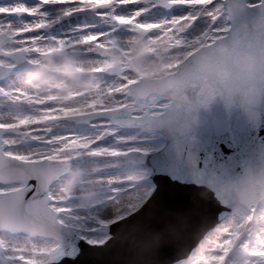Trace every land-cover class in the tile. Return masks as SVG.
Masks as SVG:
<instances>
[{
  "label": "snow or ice",
  "instance_id": "obj_1",
  "mask_svg": "<svg viewBox=\"0 0 264 264\" xmlns=\"http://www.w3.org/2000/svg\"><path fill=\"white\" fill-rule=\"evenodd\" d=\"M9 3L16 6L15 10L4 7ZM160 6L186 8V15L145 18L146 12ZM0 14V30L18 25L21 30L16 35L24 45L19 62L0 63V122L7 125L0 127V264H56L62 253L67 254L65 237L69 233L93 246H106L113 238L112 226L119 221L127 223V217L139 213L147 203L143 193L137 198L113 200L122 203L108 216L97 211L99 205L82 207L76 193L62 195L56 171L42 160L49 150L67 146L66 151L76 153L73 159L90 157L102 161L99 170L109 166L112 158L121 161L134 153L146 155V150L131 144L129 138L117 136V123L134 121L168 129L178 144L185 143L190 128L186 113L217 96L233 99L235 85L220 83L212 64L205 63V53L228 40L238 47L264 50V0H36L32 6L22 0H0ZM74 16L84 19L74 20L75 27L60 23ZM122 26L131 32L146 30L151 37L179 41L181 49L188 53L181 62L168 65L163 77L159 73L165 66L142 70L149 80L117 94L132 99L139 90H153L149 95L155 97V107L145 105L128 120L107 123L102 118L112 113H92L89 116L100 118V123H90L80 131L73 130L70 124L90 120L89 116L65 113L52 120L35 118L55 126L39 129L47 132L46 137L30 131L33 125L28 119H6L7 106L28 95L15 83L14 73L21 64H30L44 54L45 45H54L61 51L79 48L82 56H100L99 49L93 51L94 45L116 36ZM97 33L104 35L85 43L86 38ZM222 61L223 57H215L213 63ZM189 92L194 95L190 97ZM96 129L105 131L89 135ZM69 141L75 143L68 146ZM25 146H30L28 151ZM213 183L226 202L239 200L250 212L228 236L213 238L191 256L189 264H227L237 246L248 253L243 264H264V173L248 175L234 185L218 183L216 178Z\"/></svg>",
  "mask_w": 264,
  "mask_h": 264
},
{
  "label": "water",
  "instance_id": "obj_2",
  "mask_svg": "<svg viewBox=\"0 0 264 264\" xmlns=\"http://www.w3.org/2000/svg\"><path fill=\"white\" fill-rule=\"evenodd\" d=\"M28 67L29 64H21L15 72L26 71ZM149 79L141 77L137 81ZM150 91L153 90H139L136 98L142 108L154 103ZM193 95L189 92L190 97ZM121 109L124 111L119 112ZM94 112L112 113L102 119L124 121L136 109L105 106L81 110L83 116ZM185 115L190 123L189 134L187 141L180 144L168 129L140 121L117 123L161 133L164 148L129 156L137 166L153 168L156 188L139 213L127 217V223L119 221L112 226L113 238L106 246H93L74 233L66 235L67 254L62 253L56 264H176L188 259L199 242L224 220L223 211L249 209L239 200L226 202L213 180L220 175L234 185L248 175L264 173V101L245 108L237 99L229 101L217 96ZM89 119L79 121V125L100 118L89 116ZM43 160L56 171L57 179L69 172V164Z\"/></svg>",
  "mask_w": 264,
  "mask_h": 264
},
{
  "label": "clouds",
  "instance_id": "obj_3",
  "mask_svg": "<svg viewBox=\"0 0 264 264\" xmlns=\"http://www.w3.org/2000/svg\"><path fill=\"white\" fill-rule=\"evenodd\" d=\"M18 25L0 30V63H16L21 60L24 47L18 40L16 33L20 31ZM110 45L109 61L121 66L125 59L123 49H130L126 60L130 69L160 68L175 65L182 61L184 53L180 50L172 51L167 40H153L146 30H137L127 39L114 37L105 41ZM154 48V54H147V50ZM215 57H223L220 63H213ZM205 63L212 64L221 84H234L233 99H237L241 106L251 108L264 101V50L254 47H238L232 41H223L213 51L204 55ZM94 62L83 59L79 48L58 50L54 45H45L44 54L30 63L20 87L29 94V98L37 101L51 102L54 105L66 106L75 102L81 106L102 98L106 106L118 101L107 94L100 78L91 70ZM168 72L159 73L163 77ZM42 117L36 110L28 113H16L14 119H35ZM216 182L223 183L222 176L217 175ZM85 200L94 194V188L87 186V179L79 169L74 170L65 180L62 195H71L81 188Z\"/></svg>",
  "mask_w": 264,
  "mask_h": 264
},
{
  "label": "bare ground",
  "instance_id": "obj_4",
  "mask_svg": "<svg viewBox=\"0 0 264 264\" xmlns=\"http://www.w3.org/2000/svg\"><path fill=\"white\" fill-rule=\"evenodd\" d=\"M22 1H26L27 3H29L30 4L29 6H32L33 3L36 2V0H22ZM15 7L16 6L13 5L10 8L11 10H15ZM49 7L51 8L55 6H49ZM161 14H162L161 10L157 8H152L148 12H146L144 15H145V18L147 19L158 20V19L164 18V17H161ZM97 22L99 23L98 18H97ZM68 26H71V25H68ZM101 26L103 25L101 24ZM152 38L153 40H162L161 37L159 36L152 37ZM90 42L91 40H85V43H90ZM167 42L169 44L170 50L172 51L180 50L181 51V46H180L179 41L174 42L171 39H169L167 40ZM122 51H123V56L125 57V59L121 61L120 67H117L116 65L111 63L109 61V57H107L106 59H102V60L92 59L91 57H89L87 61L94 62V66L91 70L100 78L102 86L105 87L107 94L112 96L114 100L118 101L117 103H113L112 105H109L108 107L115 108V106H118L121 104H122L121 106H127L128 104L129 107L135 108L136 112H140L141 106L137 103V100L135 97H133L132 99H129L126 96H119V95L118 97H115V95H117L118 93H121L122 91L127 90V84L122 85V82H125L129 79V76H130L129 73H132L138 70H141V71L145 70V69H140V68H136L135 70L130 69L126 63L128 56L125 55V52H131V50L125 48ZM155 51L156 50L154 48L148 49L147 54H154ZM0 59H2V57H0ZM107 66H111L114 70L117 71V75L115 78L105 77V68ZM26 72H22L21 74L23 75ZM16 76L17 74L15 72L14 73L15 79H17L18 77ZM16 84H20V83H16ZM153 105L154 104H152L151 106L153 107ZM105 106L106 105L104 104L102 98H98L97 100L91 101L87 105H83V106L77 104L75 102V99H73L70 105L59 106V105H54L51 102L37 101L34 98H29V94H28L27 96H23V95L20 96L17 103L8 105L4 111L6 113L7 120L18 122L19 119L13 118V115L16 113H28L33 110H36L40 112L42 114V117L45 118L46 120H52L54 118L62 117L61 115L65 113H68L69 115H73V116H79V115H82L81 110L105 107ZM33 120L34 119H29V122L33 125V127L29 130L32 131L34 134L39 135L40 137H46L47 134L41 135L38 133L39 125H37L36 120L34 121ZM40 123L43 125V127H48V128L55 127L54 125H51V124H47L43 122H40ZM94 123H100V121L98 120L93 121L92 124ZM0 125H6V122H2V124L0 123ZM70 127H72L71 124H70ZM85 128L87 127H84L81 129H73V130L80 131ZM104 131L105 129H96L94 132L89 133V135L95 136L97 132L102 133ZM60 135H63V134H60ZM81 135H83V133H81ZM117 136L127 137L130 139V141L135 142L136 144L140 145V147L142 148L146 147L150 150H154L162 146V143H155V142L148 141L149 139L145 137L143 131L140 129L138 130L137 129L118 130ZM153 136L157 137L159 136V134L155 133ZM109 140L110 142H114L113 137H109ZM74 143L75 141H69L68 145H72ZM65 148L66 146L59 147L56 150H49L47 156L52 157L50 160L51 164H63L60 161L62 160L61 159L62 156L65 155ZM101 163L103 162L92 159L90 157H86L81 162H78L71 171L72 173L74 170L79 169L82 172L83 176L86 177L87 179V186H91L95 190L94 194L90 198L85 200L84 195H83V188L85 187V185L82 183L81 188L77 189L75 193L77 194V198H80L79 200H77V202L82 207L90 208L92 205L100 206L102 204H105L104 207H100L99 213L101 215L108 216L116 212L118 207L122 203V201L113 202V200L126 199L128 197L137 198L139 197L141 193L144 194L145 199H148V197L154 192L153 189L155 187V182L153 180H149L150 183H148V181L144 180L146 178H151L152 173H153L151 167L144 168V167H137V166L130 165L131 164L130 160L127 157L121 161H116L115 158H112V160L109 163V166L103 167L101 170H99L102 167ZM141 172L144 173V175L141 174ZM71 173L66 174L65 176L62 175V178H59L57 183L61 187H63L65 180L71 175ZM138 176L139 178L135 179V177H138ZM141 203H143V201H141ZM261 210H264V206L261 207ZM222 215H225V213H223ZM228 218H235V220L232 222H229L228 224L224 223L225 222L224 221L218 228L215 229L216 231L218 229V233H214V232L208 233L206 237L200 242L198 247H201L202 249L213 238L219 239V238L228 236L230 231L234 230L235 227L245 219L242 216H230V215L228 216ZM199 251L196 249L193 252L192 256H195L196 253ZM234 254H240V253L235 252ZM18 255H20V253H18L17 256Z\"/></svg>",
  "mask_w": 264,
  "mask_h": 264
},
{
  "label": "rangeland",
  "instance_id": "obj_5",
  "mask_svg": "<svg viewBox=\"0 0 264 264\" xmlns=\"http://www.w3.org/2000/svg\"><path fill=\"white\" fill-rule=\"evenodd\" d=\"M22 2H25L26 3V6H29L30 4L29 3H27L26 1H22ZM214 2H215V0H214ZM13 6V4H11V3H9V4H6V5H4V7L6 8V9H11L10 7H12ZM51 8H54V7H51ZM157 9H159V10H161L162 11V14H161V17H167V16H177V15H185L186 13H184V12H186L187 11V9L186 8H181V7H179V6H175V7H173V8H168V7H165V6H160V7H158ZM1 15H3V14H1ZM25 16H26V14H25ZM27 17V16H26ZM82 19H84V17H68V18H65L63 21H61L60 23L61 24H67V25H71V26H73V27H75V24L73 23V21L74 20H82ZM151 20V19H150ZM26 22H28L27 20H26ZM101 27H103V26H101ZM134 34V32H131L129 29H127V28H124V27H121V30L117 33V35L116 36H114V37H116V38H119V39H127V38H129L131 35H133ZM97 35H104V33H97V34H93V35H91L90 37H88V38H86V40H91V42L92 41H95L96 40V38H97ZM114 37H111V38H109V39H106V40H100L101 38L98 36V43H96L95 45H94V48H93V51H95L96 49H99L101 52H102V55H100V56H94V55H89V56H82L83 57V59H85V60H87L89 57H91L92 59H106L107 57H108V50H109V47H110V45L108 44V43H105V41H111ZM90 42V43H91ZM181 52L182 53H184V55H183V57L181 58V59H183L185 56H187L188 55V53L187 52H184L182 49H181ZM125 55H127L128 57H129V55H130V52H125ZM30 65V64H29ZM165 67H169L168 65L167 66H165ZM27 71V70H26ZM26 71H23V72H26ZM141 70H138V71H135V72H132V73H129V79L127 80V81H125V82H122V85H125V84H127V90H128V88H129V85L131 84V83H133V82H136L139 78H141V77H149V76H145V75H142L141 74ZM22 72H20V73H16L17 74V79H15V82L16 83H22L23 82V80H24V78H25V74L26 73H24L23 75L21 74ZM116 75H117V71L116 70H114L111 66H107L106 68H105V77L106 78H115L116 77ZM126 90V91H127ZM122 92H124V91H122ZM115 97H118V95H115ZM122 105V104H121ZM121 105H118V106H115V108L116 107H119V106H121ZM128 105V104H127ZM156 105L154 104L153 105V107H155ZM114 108V107H113ZM12 114H14V113H12ZM65 114H62L61 116H64ZM34 121V120H33ZM105 121V123H107L106 121H109V120H104ZM1 124H2V122H0ZM90 124V123H89ZM89 124H87V125H83V126H80L77 122H74V123H72L71 125H72V127H74L73 129H81V128H84V127H88L89 126ZM37 125H39V128H38V130L39 129H44V128H48V127H43V125L40 123V122H37ZM116 127H117V129L118 130H122V129H129V128H122V127H119L118 125H115ZM134 129H140V130H142L143 131V133H144V135H145V137L147 138V139H149L148 141H151V142H155V143H162V146L161 147H159V148H157V149H154V150H150V149H148V148H146V147H144V148H142V147H140V145H138V144H136L135 142H132V141H130L131 142V144H133L134 146H138V147H140V148H142V149H144V150H146V151H148V152H155V151H157V150H160V149H162L163 147H164V144H165V142L161 139V135L158 133V132H146V131H144L142 128H134ZM38 133L39 134H41V135H45V134H47V132H45V131H38ZM155 133H158L159 134V136H157V137H154L153 135L155 134ZM68 146H70V145H68ZM29 147L30 146H25V149L24 150H26V151H28L29 150ZM67 147V146H66ZM41 151H44V149H41ZM76 155V153H74V152H71V151H66V148H65V155L64 156H62V160L60 161V162H62L63 164H69L70 165V168H69V172H68V174H70L71 173V171H72V169L75 167V165L78 163V162H81L82 160H78V159H73V157ZM49 158L50 160H51V158L52 157H50V156H47V155H45L44 157H42V159H44V158ZM93 159V158H92ZM54 162V161H53ZM131 164L130 165H135L132 161L130 162ZM145 168V167H144ZM141 174H143L144 175V173H142L141 172ZM60 178H62V177H60ZM137 178H139V176L138 177H135V179H137ZM144 180H146V181H148V183H150L149 182V180H152L151 178H146V179H144ZM58 181V180H57ZM154 189H155V187H154ZM153 189V190H154ZM77 200H79V198H77ZM105 206V204H102V205H100V207H104ZM100 207L99 208H97V211L99 212V209H100ZM249 212H250V210H242V211H238V212H234V213H232V214H227V213H225V215H223V221L217 226V228L224 222V223H229V222H232V221H234L235 220V218H228V216L230 215V216H242L243 218H245L248 214H249ZM211 232H214V233H218V229H217V231L216 230H212ZM198 251L201 249V247H198V248H196ZM195 249V250H196ZM194 250V251H195ZM259 250V249H258ZM235 252H239L240 254H234ZM247 256H248V253L246 252V251H244L241 247H239V246H237L231 253H230V255H229V257H228V260H227V263L228 264H234V262H236V261H239V262H241V264H243V261L247 258ZM190 259H191V257L188 259V260H185V261H182L181 262V264H189V261H190ZM176 264H178V263H176Z\"/></svg>",
  "mask_w": 264,
  "mask_h": 264
}]
</instances>
